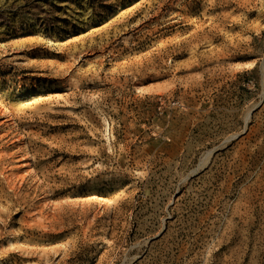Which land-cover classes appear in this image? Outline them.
Masks as SVG:
<instances>
[{"label": "rangeland", "instance_id": "1", "mask_svg": "<svg viewBox=\"0 0 264 264\" xmlns=\"http://www.w3.org/2000/svg\"><path fill=\"white\" fill-rule=\"evenodd\" d=\"M2 152L0 264H264V0H0Z\"/></svg>", "mask_w": 264, "mask_h": 264}, {"label": "bare ground", "instance_id": "2", "mask_svg": "<svg viewBox=\"0 0 264 264\" xmlns=\"http://www.w3.org/2000/svg\"><path fill=\"white\" fill-rule=\"evenodd\" d=\"M5 126V125H4ZM6 134V133H5ZM4 149V148H3ZM6 152V151H5ZM9 154H11V156L9 155ZM12 154H14V153H4V152H2V153H0V163L1 162H5V160L6 159H8L9 157L11 158L12 157ZM9 155V156H8ZM15 155H17V154H15ZM15 159V158H14ZM17 159V158H16ZM15 159V160H16ZM10 163V162H9ZM18 163V162H17ZM28 166V163H25V162H23V163H21V165H19V166H16V167H13V168H16L17 170L18 169H24L25 167H27ZM32 166H34V165H32ZM2 167V166H1ZM4 168V167H3ZM9 169H10V167H8ZM8 168H6L7 170H8ZM13 168L11 167V170H13ZM2 170V169H1ZM15 170V169H14ZM1 172V171H0ZM5 172L7 173V171L5 170ZM10 172V171H9ZM18 173V172H17ZM17 173H15V172H10V173H7V174H9V175H7V176H5V181H7V184H8V188L10 189V188H15L16 187V180L17 179H20L21 181H23L24 180V175H17ZM3 174V173H2ZM26 174V173H25ZM27 174H28V172H27ZM0 176H2V175H0ZM3 180H4V178H3ZM19 181V180H18ZM6 183V182H5ZM6 184V185H7ZM19 186V185H18ZM19 187H21V186H19ZM18 189V188H17ZM18 191V190H17ZM17 194V193H16ZM20 200V199H19ZM22 201V200H21ZM15 203V202H14ZM24 203V202H23ZM17 204H18V202H17ZM21 204V203H20ZM15 205V204H14ZM20 206V205H19ZM43 206V205H42ZM44 210V209H43ZM24 213L26 212V211H23ZM28 212V211H27ZM33 212V213H32ZM30 214H35L34 213V211H32ZM38 213H39V211H38ZM26 214V213H25ZM43 214V213H42ZM24 215V214H23ZM31 215V216H32ZM37 215V214H36ZM41 215V214H40ZM46 217V216H45ZM57 218V217H56ZM38 219V218H37ZM47 219V218H46ZM52 219H53V217H52ZM33 220V219H32ZM34 220H35V218H34ZM26 221V220H25ZM56 220H55V218H54V222H55ZM35 222V221H34ZM42 222H44V221H42ZM51 222H53V221H51ZM53 222V223H54ZM26 223V222H25ZM32 223H33V221H32ZM45 223V222H44ZM47 223V222H46ZM30 226V225H29Z\"/></svg>", "mask_w": 264, "mask_h": 264}]
</instances>
